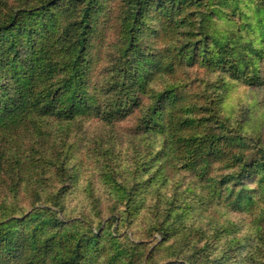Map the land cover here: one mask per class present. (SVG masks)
Wrapping results in <instances>:
<instances>
[{"label": "trees", "instance_id": "obj_1", "mask_svg": "<svg viewBox=\"0 0 264 264\" xmlns=\"http://www.w3.org/2000/svg\"><path fill=\"white\" fill-rule=\"evenodd\" d=\"M228 77L264 85V0H0V264H149L132 227L168 264H264V140ZM132 117L142 163L104 153V193L74 204L71 131ZM181 169L195 201L150 188Z\"/></svg>", "mask_w": 264, "mask_h": 264}, {"label": "rangeland", "instance_id": "obj_2", "mask_svg": "<svg viewBox=\"0 0 264 264\" xmlns=\"http://www.w3.org/2000/svg\"><path fill=\"white\" fill-rule=\"evenodd\" d=\"M108 52L109 49L106 52L107 55ZM104 64H107V62ZM227 79L226 101L224 102L225 111L233 118H237L244 110L248 111L250 117L247 124L250 126V129L260 134L264 140V85H250L245 83L244 79L234 80L229 77ZM135 124L136 121L134 117L118 122L115 125H107L96 118H92L83 122L81 126L73 128L70 134L71 138L68 141L74 143L75 150L77 151L73 163L78 166L80 180L78 183L79 193L76 192L74 195V198H76V195L78 198L75 200L74 204H78L80 200L86 196L88 197L92 192L104 193V187L101 185L106 180V164L102 162V155L104 153L108 151H115L117 153L116 156L112 157L117 164L119 172L122 174L127 173L126 170L130 168L129 165L132 164L130 162L137 160L142 163L143 155L141 152L145 151V149L144 146L134 138L133 132H135ZM78 159L79 161L81 159L84 161L83 165L75 163ZM167 175L168 173L165 174V179ZM176 175L180 180L179 183L175 180V175L173 174L169 178L167 184H161L163 181L158 180V185L153 184L150 188L155 192L159 186L163 185L164 188L162 190L163 192H168V195L177 191L187 198L188 201H195V196L187 189L192 186L191 183L194 181L192 174L184 170L182 171L181 169L176 172ZM21 196L25 198V203L23 204L26 205L28 202L26 196L29 195L23 193ZM143 197H149L145 206L150 209L151 196H149L148 190L143 193ZM199 211L201 212L202 210ZM249 214L248 212L245 214V212L237 213L227 211L225 216L240 225L239 228H236V231L242 234L246 231L248 222L251 221L250 217L247 218ZM128 235L132 241L136 243L142 242V244H144L143 247H145L146 252L144 260L147 261L148 257L151 256L149 264H168V262H170L168 258L172 256V251L175 249V246L173 249L168 248L167 246H169L171 242L159 246L161 242L159 234H156L154 238H150V236L142 234L137 228L132 227L128 230ZM156 238L158 239L157 241ZM109 255L111 257L113 254L109 251ZM175 256L176 255L173 256L171 261L175 260ZM102 264H107L106 256H102Z\"/></svg>", "mask_w": 264, "mask_h": 264}]
</instances>
